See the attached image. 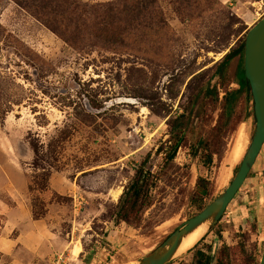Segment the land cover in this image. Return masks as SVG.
Returning a JSON list of instances; mask_svg holds the SVG:
<instances>
[{
	"label": "rangeland",
	"instance_id": "1",
	"mask_svg": "<svg viewBox=\"0 0 264 264\" xmlns=\"http://www.w3.org/2000/svg\"><path fill=\"white\" fill-rule=\"evenodd\" d=\"M67 7L0 0V141L14 142L0 150L20 158L34 182L33 212L46 215L55 202L50 221L67 241L60 253L71 250L78 264H138L193 217L198 179L210 181L209 204L250 146L252 102L241 99L219 132L222 99L238 88L237 58L223 76L217 66L264 16V0H68ZM179 116L183 142L167 163ZM201 139L219 152L211 164ZM148 155L153 204L137 227L117 219L118 203ZM52 174H62L70 192L46 190ZM263 249L264 151L221 220L167 264H198L197 250L211 264H256Z\"/></svg>",
	"mask_w": 264,
	"mask_h": 264
},
{
	"label": "trees",
	"instance_id": "2",
	"mask_svg": "<svg viewBox=\"0 0 264 264\" xmlns=\"http://www.w3.org/2000/svg\"><path fill=\"white\" fill-rule=\"evenodd\" d=\"M21 6H25V1L27 0H15ZM41 2V5L44 7V10L48 11H66L68 0H38ZM119 13V10L117 11ZM116 20H121L118 14L115 15ZM54 30L57 31V28L51 26ZM63 35V34H62ZM237 58L236 65V83L238 84V88L227 90L222 101H223V111L226 118V126L220 127V134L222 131H227V127L229 122L234 118L238 104L241 99H243L246 103L252 102V94L250 90V85L245 77V40L236 47L232 48L229 53L225 55L223 60L217 66V73L220 75H224L227 72L229 65L231 62ZM207 92L210 96H212V100L218 102L219 94L216 87L208 88ZM206 94V89H205ZM253 105V104H252ZM185 116H179L173 122L172 129L173 134L170 141L172 142L170 146V150L167 153V163L173 162L175 159L176 153L181 146L184 138V123L183 119ZM199 142L202 144V148L204 151L208 152L206 157L207 164H211L213 162L214 154L219 153L213 147V144L206 145V139H201ZM32 148L36 154V157L39 155V149L36 144L32 143ZM148 155L139 165L136 170L135 177L132 179L130 184L125 188L119 203H118V211H117V219L120 221H124L129 225L140 226L142 222V215L145 210L151 207L153 204L152 193L151 190L155 186L156 176L152 172V168L149 165ZM240 164L237 166L235 173H237ZM50 183V176L48 179ZM34 182H30V191H33ZM46 190L51 191L50 184L46 187ZM212 188L210 186V181L206 178L200 177L198 179L196 188L191 195V204L196 208L193 216L202 211L208 202L209 197L211 196ZM36 217L40 218L45 216V214L38 213L34 211ZM178 228V227H177ZM176 228V229H177ZM198 255V264H211L212 257L204 254V252L197 250ZM261 259V258H260ZM260 260L256 262L259 264ZM221 264V263H219Z\"/></svg>",
	"mask_w": 264,
	"mask_h": 264
},
{
	"label": "crops",
	"instance_id": "3",
	"mask_svg": "<svg viewBox=\"0 0 264 264\" xmlns=\"http://www.w3.org/2000/svg\"><path fill=\"white\" fill-rule=\"evenodd\" d=\"M11 143H14L12 139H4L0 147L8 148ZM20 162L17 156L11 157L0 150V264H25L26 260L50 257L60 253L67 243L60 228L50 221L55 202L48 204L45 216H35L29 202L28 176ZM50 187L54 194L70 192L62 174L51 175Z\"/></svg>",
	"mask_w": 264,
	"mask_h": 264
},
{
	"label": "water",
	"instance_id": "4",
	"mask_svg": "<svg viewBox=\"0 0 264 264\" xmlns=\"http://www.w3.org/2000/svg\"><path fill=\"white\" fill-rule=\"evenodd\" d=\"M244 67L245 77L250 85L253 98L252 113L255 128L250 146L240 162L237 173L223 192L207 204L202 211L169 234L138 264H167L178 255V249L185 236L205 223H209V230H211L221 220L229 204L245 183L259 155L264 151V16L246 34ZM259 264H264V249Z\"/></svg>",
	"mask_w": 264,
	"mask_h": 264
},
{
	"label": "bare ground",
	"instance_id": "5",
	"mask_svg": "<svg viewBox=\"0 0 264 264\" xmlns=\"http://www.w3.org/2000/svg\"><path fill=\"white\" fill-rule=\"evenodd\" d=\"M242 141H240L239 139L234 149L235 150L234 153L237 154L238 157H241V154L243 152L242 145L240 144ZM209 229H210L209 223H205L199 226L198 228H196L191 233H189L187 236H185L182 240V243L178 249L177 254L180 255L185 250L193 248L209 232Z\"/></svg>",
	"mask_w": 264,
	"mask_h": 264
},
{
	"label": "built area",
	"instance_id": "6",
	"mask_svg": "<svg viewBox=\"0 0 264 264\" xmlns=\"http://www.w3.org/2000/svg\"><path fill=\"white\" fill-rule=\"evenodd\" d=\"M78 260L79 259L75 257V254L70 250L68 252L55 253L36 264H78Z\"/></svg>",
	"mask_w": 264,
	"mask_h": 264
}]
</instances>
